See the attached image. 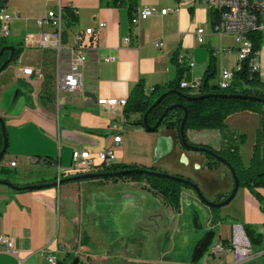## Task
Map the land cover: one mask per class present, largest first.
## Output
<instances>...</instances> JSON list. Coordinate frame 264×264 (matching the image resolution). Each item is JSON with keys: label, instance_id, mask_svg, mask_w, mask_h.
Masks as SVG:
<instances>
[{"label": "crops", "instance_id": "crops-1", "mask_svg": "<svg viewBox=\"0 0 264 264\" xmlns=\"http://www.w3.org/2000/svg\"><path fill=\"white\" fill-rule=\"evenodd\" d=\"M60 2L64 6L70 4L78 13L74 25L68 27L66 23L70 41L76 32L83 33L89 28L95 30L93 36L85 37L87 61L81 68L84 92L62 94L64 106L60 111L56 107L55 98L51 102L39 100L44 81L23 78L21 69L24 66L39 67L44 70L45 80L47 77H55L54 65H50L53 57L50 55V59L48 54L42 58L44 62L40 64L23 65L20 68L10 65L8 71L0 74V117L5 120L9 136L8 152L0 168L17 173V177L22 180V184H18L21 187L35 185L46 179H38L33 175V171L42 169L33 159H56L61 169H68L73 151L78 150L88 151L99 162L98 154L112 145L114 136L120 134L121 142L115 146L116 164L156 168L172 176L190 179L210 202H215L218 195L231 194L234 179L229 168L223 165L216 170L206 169V157L201 153L183 150L179 146L175 131L161 128L157 132H147L144 128L130 125L122 108L109 110L97 105L100 99L128 100L139 82L144 84L146 91L169 83L175 77L172 64L174 55L193 59L194 67L187 74V82L203 79L211 50L216 53L217 82L222 71L235 70L237 56L234 39L230 36L220 37L213 32L212 11L199 1L189 6L187 1L177 3L176 0H139L137 11L155 7L172 12L166 15L157 14L132 25L126 8L104 7L100 0ZM3 5L2 9L12 17L11 36L19 38L25 34L23 38H19L23 44L26 36L41 32L36 22L45 17L56 4L49 0H8ZM102 23L105 24L103 29L99 27ZM197 29H204L206 32L203 45L197 43ZM126 38L130 39V44L125 43ZM22 47L24 48L23 45ZM222 49H229L230 52H220ZM110 56L116 58L115 63L104 61ZM62 67L66 71L68 64ZM252 121L257 134L260 126V117L257 114L237 113L230 116L226 123L231 131L245 133L247 136L246 123ZM187 138L196 145L209 146L216 151L221 149L222 137L217 130H189ZM14 161L16 167L11 168L10 164ZM243 163L245 167L250 165H246L244 159ZM48 170L54 171V174L47 180L56 178V169ZM65 178L67 174L63 177ZM103 180L70 182L61 187L66 188L67 192L78 190L84 184L82 182L90 181L102 191L111 186H128L137 190L141 184L133 181L112 184ZM59 188L16 192L6 186L0 187V236H7L13 249L17 251V255H13L10 250L0 246V264H48L49 254H56L61 260L66 253L72 254L68 249L69 224L61 212ZM259 192L264 197V192ZM137 194L139 199L147 198L149 203H158L155 209H149L152 212L157 211L158 214L149 227L155 230L152 231L153 234L145 232L148 240L156 239L161 242L169 237L172 247L176 244L186 247L196 243L197 251L200 243L207 237L211 244L223 241H228L229 244L236 225L252 226L264 236V211L245 188H240L235 199L219 212L201 203L196 193L189 188L182 191L181 210L178 213L167 207L153 192H147V197ZM134 199L129 196V201L133 204L136 203ZM136 204L135 208L138 206ZM185 207L190 212L181 222ZM233 220L238 222H231ZM135 227L133 224L130 229ZM136 235L137 233L134 234ZM138 239L134 237L132 244L138 246ZM166 253L164 251L160 255ZM206 254L208 255L207 250L204 256ZM131 255L120 259L124 263L141 264L135 252ZM157 257L159 255L155 262L153 260L147 264H178L170 262L164 256L159 259ZM208 257L203 264L234 263L230 252L221 258ZM105 259L111 262V257ZM81 264H84L83 259ZM244 264H264V256Z\"/></svg>", "mask_w": 264, "mask_h": 264}, {"label": "trees", "instance_id": "trees-1", "mask_svg": "<svg viewBox=\"0 0 264 264\" xmlns=\"http://www.w3.org/2000/svg\"><path fill=\"white\" fill-rule=\"evenodd\" d=\"M8 0H2L0 3V9L3 8V3ZM101 5L110 8H126L129 12L130 22L132 24L133 15L137 12L139 7V0H100ZM184 0H176L180 3ZM214 23L217 22L218 14L216 11L212 12ZM64 18L66 20L67 26L70 27L74 25L77 21V16L70 9H65ZM248 39L252 40L253 49L256 51H261V46L263 42V34L252 33L248 34ZM22 43L15 47V55L13 57V62L19 60V56L24 49ZM9 46L7 42L3 39L0 40V51L4 47ZM209 62L207 69L205 71L204 77L201 80V85L199 90L193 91L190 88H182L181 84L186 82L187 74L190 67L184 63L180 62L179 56L174 55L172 59V64L175 68V77L169 83L163 86H156L152 88L151 91L145 90L144 84L139 82L132 90L129 99L127 100V105L123 108V114L129 124L135 127L144 128V116L152 107V105L157 101L159 97L169 91H176L180 94H171L165 97L162 102L154 108L147 117V123L149 126H155L159 119L162 117L163 113L167 108L172 105H182L187 109L188 118L185 124V136L186 141L190 146H198L207 148L215 152L221 159L226 161L234 169L239 181L240 188L247 189L253 197L257 200L262 211H264V197L259 191L264 192V104L246 100L235 96L244 97H254L264 99V80L258 73H251L250 66L244 65L241 70H234V78L232 84L229 88L223 89L217 82L218 80V69L217 60L215 56V51L209 52ZM10 53L6 52L5 55L0 59V67L7 60ZM201 96H211L206 99L187 101V98H197ZM55 98L54 94V77H47L43 84V93L39 97V100H46L51 102ZM30 101V99H27ZM251 112L259 115L260 126L257 131L256 142L253 146V153L250 161L249 167H245L243 159L240 153V146L245 144L247 136L245 134H238L231 131L227 126V119L237 113ZM185 116V111L182 108H176L169 112V114L164 118L161 128L167 130H173L177 133L179 146L186 151L187 150L181 140L180 127ZM5 121V120H4ZM7 130V128H6ZM203 131V130H217L220 132L221 149L219 151L205 145H196L191 143L187 138V131ZM157 132V131H156ZM8 137V134H7ZM9 146V140H8ZM4 147V137L2 135V129L0 126V154ZM8 152V149H7ZM2 158L0 164L3 162L5 156ZM206 157L205 168L209 170H216L224 164L217 159L202 154ZM37 159H43L45 161V168L55 169L58 167V161L49 157H37ZM131 169H139L143 171H150L156 173H164L156 168H146L138 165H123L115 164L110 168L100 169L98 173H118ZM10 173L4 167L0 168V174L6 175ZM66 176V175H64ZM71 176L67 175V178ZM179 179L192 182L190 179L175 176ZM63 180V178H62ZM8 181V180H7ZM56 181L53 180H41L37 184H50ZM106 183L118 184L123 181H134L142 182L145 181L149 189L159 196L161 200L167 207L172 208L175 212H180L181 210V195L184 188L186 187L178 182H173L165 179H157L150 177L146 174H130L124 177H112L103 180ZM193 183V182H192ZM195 184V183H194ZM19 186L18 184H15ZM190 189V188H189ZM230 194L218 195L216 198V203L225 201ZM215 212L217 210H214ZM244 231L254 247H261L264 245V236L262 233L258 232L254 227L245 225L243 226ZM227 244L228 241H223ZM75 257L66 253L63 259H59L57 264H72ZM81 264V262H80Z\"/></svg>", "mask_w": 264, "mask_h": 264}, {"label": "built area", "instance_id": "built-area-1", "mask_svg": "<svg viewBox=\"0 0 264 264\" xmlns=\"http://www.w3.org/2000/svg\"><path fill=\"white\" fill-rule=\"evenodd\" d=\"M55 3L46 14L45 17L39 19L36 24L41 32L37 35L26 36L23 39L24 49H36L42 53H48L53 57V65L55 68L54 94L57 109L60 111L64 103L61 95L76 94L84 92L83 74L81 68L87 61L85 54V37L95 34L92 28L86 29L83 33L76 32L70 41L66 29V20L64 18L65 9L72 10L77 16V10L70 4L64 6L60 0H49ZM189 6L199 1L205 4L212 12L214 7L223 6V13L220 14L219 28H213V32L220 37L230 36L234 39L235 53L237 56L236 69L241 70L244 65H249L252 74H260L264 80L261 69V51L253 49L252 40L248 39V34L261 33L264 34V0H184ZM180 3H183L180 2ZM172 12L169 9L143 8L138 10L132 18V25L152 18L157 14L166 15ZM175 12V10L173 11ZM224 16H231V23H224ZM12 17L5 13L4 9H0V37L3 39L11 36ZM242 26L241 35H231V27ZM101 29L105 28V24H100ZM45 29V31H44ZM206 32L204 29H197L196 40L200 45L205 44ZM130 39L126 38L125 43L130 44ZM220 52L229 53V49H222ZM216 56V53H215ZM68 60L66 61V59ZM180 62L186 63L190 68L194 67L192 58L179 55ZM106 63H115V57H107L104 59ZM68 64V69L63 70L62 65ZM234 71V70H233ZM230 70L222 71L220 75L219 85L223 89L231 86L234 73ZM23 78L36 79L45 81V73L43 68L24 66L21 69ZM201 80L192 82H183L182 88H190L193 91L199 90ZM153 89H151L152 91ZM97 105L109 110L116 108H124L127 105L126 99H100ZM122 136L120 134L114 136L113 144L107 146L98 154L99 162H96L88 151L74 150L72 153V162L68 169L56 167V181L60 182L66 175V172H74L75 175H83L94 173L100 169L110 168L116 164L115 146L120 144ZM33 162L41 168H45L43 159H33ZM11 168L16 167V162H11ZM0 246L3 249L10 250L13 255H17V251L13 249L12 243L5 235L0 236ZM211 257L221 258L227 253L233 256V264H244L257 257L264 256V245L254 247L249 241L243 226L236 225L233 227L232 236L229 244L222 242L211 244ZM59 257L56 254H49L47 257L48 264H57Z\"/></svg>", "mask_w": 264, "mask_h": 264}, {"label": "rangeland", "instance_id": "rangeland-1", "mask_svg": "<svg viewBox=\"0 0 264 264\" xmlns=\"http://www.w3.org/2000/svg\"><path fill=\"white\" fill-rule=\"evenodd\" d=\"M24 36L25 34L19 38ZM19 38L9 36L6 39L0 37V40H5L9 46L18 47L21 44ZM47 54L39 50L23 49L19 56L21 63L18 60L11 65L20 68L23 65L40 64L42 61L44 62L43 59ZM47 56L50 58V54ZM50 65H53L52 61H50ZM261 65L262 75L264 76V34L261 46ZM7 69L2 73L8 71ZM246 132L248 134L247 140L245 144L240 146V153L244 162L248 165L250 164L257 136L253 121L246 123ZM238 134L242 135L245 133L239 132ZM27 174L30 173L28 172ZM52 174H54V171L45 168L33 171V175L38 179H50ZM66 174L71 177L75 176L72 171L66 172ZM0 180H8L7 182L14 185L22 184V180L17 177V173L14 171H10L6 175L0 174ZM82 183L84 184H81V188L78 190L68 192L66 188L60 187L59 200L61 199V212L67 218L69 224L68 249L71 250L74 256L81 260L83 259L84 264H134L126 261L124 263L123 259H120V257L132 256L131 254L134 252L136 253V258L141 260V264L152 263L153 260L155 262L158 255V259L164 256L170 262L178 264H203L209 258L207 254L202 258L197 257L196 243H191L186 247L178 246L177 244L172 247L169 237L161 240V242H157L156 239L148 240L149 237L145 232L150 235L153 234L155 230L149 227L155 215L158 214L157 211L152 212L149 209L152 207L155 209L158 203L154 204L153 201L149 203L147 198L139 199L140 197H137V193L147 197V192H152L145 181L140 182L141 184L137 187V190L130 189L128 186H111L106 191L105 189L104 191L98 190L99 187L96 184H91L92 182L90 181ZM129 196L135 198L134 201L138 205L137 208H135L133 202L129 201ZM184 210L183 216L180 218L181 222L190 212H188L187 207ZM219 211H221V208L217 209L216 212ZM231 222L238 221L233 220ZM133 224L136 225L135 229H130ZM133 232H135L134 234L137 233V235L134 236ZM134 237L139 238L138 246L132 244ZM164 251L167 253L161 256L160 253ZM108 256L111 257V262L107 261L109 259H105Z\"/></svg>", "mask_w": 264, "mask_h": 264}, {"label": "water", "instance_id": "water-1", "mask_svg": "<svg viewBox=\"0 0 264 264\" xmlns=\"http://www.w3.org/2000/svg\"><path fill=\"white\" fill-rule=\"evenodd\" d=\"M15 50L16 49L13 46H6L3 49H1L0 59L5 55L6 52H9L10 55L7 58V60L0 67V74L3 71H5L13 63V57L15 55ZM171 94H180V93L176 92V91H169V92L163 94L161 97H159L157 99V101L152 105V107H150V109L148 110V112L144 116V129L147 132L158 131L161 127V124H162L164 118L169 114V112H171L172 110H174L176 108H182L185 111V116H184L183 122H182L181 127H180V135H181V140H182L183 146L191 152L202 153V154H205V155H208V156H211V157L217 159L218 161L222 162L225 166H227L229 168L231 174H232V177L234 179V189L225 201H222L220 203L208 201L204 197V195L202 194V192L198 188V186L196 184L190 182V181L179 179L175 176H172V175H169L166 173H156V172H150V171H143V170H139V169H131V170H126V171H122V172H118V173H88V174L75 175L73 177L65 178V179L61 180L60 182L55 181V182L50 183V184H42V185L35 184V185H27V186H22V187L11 184L7 181H1L0 180V186H6V187H8V188H10L16 192L40 191V190H45V189L59 188L62 185L66 184V183H70V182H79V181H83V180H99V179H106V178H112V177H124V176L130 175V174H146V175H149L150 177H153V178L170 180L173 182H178V183H180L186 187H189L190 189H192L196 193V195H197V197L201 203H203L204 205H206L212 209H219V208H223V207L229 205L235 199V197H236V195L240 189V181H239L234 169L232 168V166L230 164H228L226 161H224L223 159H221L215 152H213L207 148H203V147L201 148L198 146H190L187 143L186 136H185V124H186V121L188 118V112H187V109L185 107H183L182 105H172L165 110L162 117L159 119V121L157 122V124L155 126L151 127L148 125L147 117L150 114V112L154 108H156L162 102V100L165 97H167L168 95H171ZM209 97H211V96H201V97H197V98L184 97V99L187 101H193V100L206 99ZM235 97H240V98H243L246 100L256 101V102L264 104V99H260V98L244 97V96H235ZM0 126L2 129V135L4 137V147H3V150L0 154V162H1L2 158L4 157V155L8 149V137H7L6 123L2 117H0ZM207 238L204 239L200 243L199 247L197 248V251H196L197 257L202 258L205 254V251L210 246V244H211L210 240ZM80 262H81V259L76 257L73 260L72 264H80Z\"/></svg>", "mask_w": 264, "mask_h": 264}, {"label": "bare ground", "instance_id": "bare-ground-1", "mask_svg": "<svg viewBox=\"0 0 264 264\" xmlns=\"http://www.w3.org/2000/svg\"><path fill=\"white\" fill-rule=\"evenodd\" d=\"M214 11L218 14V19L213 28H219L220 23V14L223 13V6L214 7ZM224 23H231V16H224ZM242 34V26L231 27V35H241ZM94 173H98L97 171ZM62 180V179H61ZM208 255L211 256V249H207Z\"/></svg>", "mask_w": 264, "mask_h": 264}]
</instances>
